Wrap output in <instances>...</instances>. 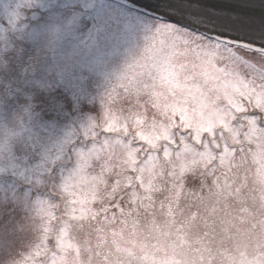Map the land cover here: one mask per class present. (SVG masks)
Masks as SVG:
<instances>
[{
	"label": "snow or ice",
	"instance_id": "snow-or-ice-1",
	"mask_svg": "<svg viewBox=\"0 0 264 264\" xmlns=\"http://www.w3.org/2000/svg\"><path fill=\"white\" fill-rule=\"evenodd\" d=\"M144 7L155 32L135 74L120 77L126 106L114 109L110 93L103 123L86 130L92 147L78 153L60 202L41 207L45 236L29 264H188L184 221L203 216L180 205L200 185L196 172L223 192L246 162L264 171V0ZM97 129L116 135L96 147ZM169 188L176 195L164 199Z\"/></svg>",
	"mask_w": 264,
	"mask_h": 264
},
{
	"label": "rangeland",
	"instance_id": "rangeland-1",
	"mask_svg": "<svg viewBox=\"0 0 264 264\" xmlns=\"http://www.w3.org/2000/svg\"><path fill=\"white\" fill-rule=\"evenodd\" d=\"M154 32L149 15L113 0H0V264L43 242L41 207L60 202L108 95L126 106L120 77ZM96 131V147L116 135Z\"/></svg>",
	"mask_w": 264,
	"mask_h": 264
},
{
	"label": "clouds",
	"instance_id": "clouds-1",
	"mask_svg": "<svg viewBox=\"0 0 264 264\" xmlns=\"http://www.w3.org/2000/svg\"><path fill=\"white\" fill-rule=\"evenodd\" d=\"M195 175L200 185L185 188L180 210L199 207L203 222L184 221V239L178 249L182 257L188 264H264V171L260 162L250 160L237 168L223 192L211 175L199 170ZM192 191L198 198L189 195ZM161 195L168 199L176 193L169 188ZM160 224L166 226L167 219L160 217ZM29 257L12 264H29Z\"/></svg>",
	"mask_w": 264,
	"mask_h": 264
},
{
	"label": "water",
	"instance_id": "water-1",
	"mask_svg": "<svg viewBox=\"0 0 264 264\" xmlns=\"http://www.w3.org/2000/svg\"><path fill=\"white\" fill-rule=\"evenodd\" d=\"M128 1H130L131 3H134L138 7L144 8V9H146L144 7V5L148 2V0H128Z\"/></svg>",
	"mask_w": 264,
	"mask_h": 264
}]
</instances>
